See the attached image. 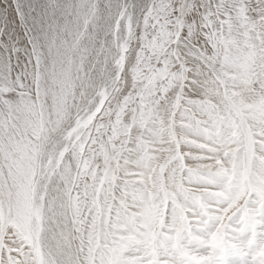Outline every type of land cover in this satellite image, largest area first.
Masks as SVG:
<instances>
[{
    "label": "snow or ice",
    "instance_id": "6c2138e0",
    "mask_svg": "<svg viewBox=\"0 0 264 264\" xmlns=\"http://www.w3.org/2000/svg\"><path fill=\"white\" fill-rule=\"evenodd\" d=\"M0 264H264V0H0Z\"/></svg>",
    "mask_w": 264,
    "mask_h": 264
}]
</instances>
